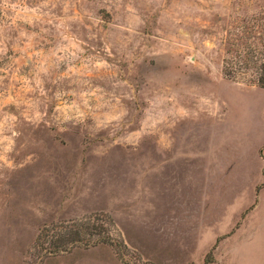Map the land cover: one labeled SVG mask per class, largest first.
<instances>
[{"label": "rangeland", "instance_id": "1", "mask_svg": "<svg viewBox=\"0 0 264 264\" xmlns=\"http://www.w3.org/2000/svg\"><path fill=\"white\" fill-rule=\"evenodd\" d=\"M260 64L264 0H0V264H264Z\"/></svg>", "mask_w": 264, "mask_h": 264}, {"label": "trees", "instance_id": "2", "mask_svg": "<svg viewBox=\"0 0 264 264\" xmlns=\"http://www.w3.org/2000/svg\"><path fill=\"white\" fill-rule=\"evenodd\" d=\"M237 69V65L234 66ZM259 76L257 78L258 84L264 89V64L258 66ZM264 187V181L255 186L256 192ZM106 222L112 224L108 216L94 217L90 222L81 224L72 223L69 230L65 229L64 232H56V228L42 230L36 239V246L40 247L46 254H55L61 251H67L72 246L83 245L97 246L105 243L113 244V240L107 233Z\"/></svg>", "mask_w": 264, "mask_h": 264}]
</instances>
